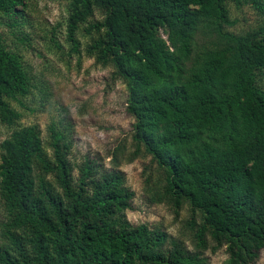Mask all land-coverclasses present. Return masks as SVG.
<instances>
[{"label":"trees","instance_id":"1","mask_svg":"<svg viewBox=\"0 0 264 264\" xmlns=\"http://www.w3.org/2000/svg\"><path fill=\"white\" fill-rule=\"evenodd\" d=\"M67 38L80 53V27L97 35L87 48L128 88L135 150L112 153V169L92 160L74 174L66 128L14 129L0 144V196L8 211L0 264H206L209 240L227 264H253L264 249V25L228 28V4L264 15V0H69ZM24 0H0L18 25ZM96 11L103 19L90 23ZM210 44L194 54L197 37ZM36 88L31 66L0 34V121L22 114L11 102ZM62 125V124H61ZM142 148L164 172L161 202L188 203L195 251L160 229L132 225L134 192L117 170Z\"/></svg>","mask_w":264,"mask_h":264},{"label":"rangeland","instance_id":"2","mask_svg":"<svg viewBox=\"0 0 264 264\" xmlns=\"http://www.w3.org/2000/svg\"><path fill=\"white\" fill-rule=\"evenodd\" d=\"M19 7L18 25L0 13V34L5 44L21 53L31 66L36 78L33 93L23 99V105L11 102L21 114L13 126L0 121V144L14 129L38 125L42 132L45 150L49 148L48 127L52 123L66 128L72 142L69 160L78 175V168L86 160L94 161L102 170L112 169L113 152L119 145L126 146L127 154L135 150L132 139L135 119L127 111L128 88L113 76L112 66L97 64L88 56L87 48L97 36L88 34L83 24L77 37L80 53H73L67 38L69 0H24ZM231 18L236 24L228 30L244 34L264 25V15L250 5L228 4ZM96 11L89 24L102 20ZM210 41L203 34L197 37L194 54ZM62 124V125H61ZM1 156V150H0ZM1 161V160H0ZM117 170L126 178V186L134 192L131 208L125 212L132 225L146 224L160 229L171 238L181 241L195 251L191 221L200 217L186 203L181 209L167 201L161 202L165 176L152 157L142 148L132 162L123 161ZM1 180V179H0ZM8 211L0 196V245L5 244L4 230ZM206 264H227L225 247L209 248L203 253ZM253 264H264V249Z\"/></svg>","mask_w":264,"mask_h":264}]
</instances>
